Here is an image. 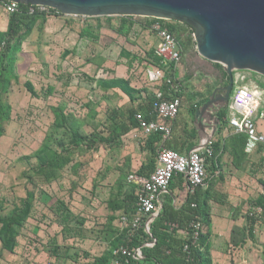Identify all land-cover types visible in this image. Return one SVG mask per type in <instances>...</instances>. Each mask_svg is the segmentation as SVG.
Wrapping results in <instances>:
<instances>
[{
    "label": "crops",
    "instance_id": "crops-1",
    "mask_svg": "<svg viewBox=\"0 0 264 264\" xmlns=\"http://www.w3.org/2000/svg\"><path fill=\"white\" fill-rule=\"evenodd\" d=\"M11 16L0 3V34L7 32ZM137 17L64 14H40L37 17L12 66L17 79L12 80L7 95L11 118L5 123L4 134L0 138L2 144L8 140L10 130L16 128L15 112L29 108L31 104L36 106L33 110L38 131H45V135L33 153L20 157L21 161L29 165V170L40 164L36 153L46 145L62 150L59 142L67 134L58 116L61 109L65 114L84 120L83 128L91 134L104 129L106 124L105 121L100 122L95 129L89 123L91 107L98 116L99 110L106 104L111 105L113 113L109 127L127 129L121 135L125 143L122 144L120 138L116 140L114 147L117 148L113 150V156L109 157L117 158L120 163L122 151L125 153L129 149L135 164L141 165L149 159L146 157L150 153L147 148L148 137L138 129L135 114L139 110L148 112L156 91L162 90L166 96L172 93L167 86H149L145 81L144 72L150 62L147 53L155 50L158 39L152 29L153 17ZM188 33L186 31L187 36L190 35ZM3 47L0 46V51ZM180 47L182 61L174 70L175 85L180 86L174 90L181 89L183 106L172 121V136L157 146L165 145L185 153L208 135L214 133L216 139L219 137V124L214 123L209 113L197 116V110L216 91H220L218 88H225L229 84V75L222 64L208 61L196 52L192 57L194 65L190 66V60L184 58L187 45L180 44ZM203 67L209 72H204ZM196 77L199 78L195 85L197 90L191 93L189 84ZM109 80L126 81L130 91L121 86H107L105 82ZM27 83H30L34 93L28 89ZM79 97L85 100L81 114L77 112L80 110L72 108V105L78 108ZM54 99L58 100L56 104L52 102ZM193 107H196L194 114L191 112ZM220 109L214 111L216 116ZM257 122L259 129L264 132V118L258 116ZM57 132L61 133L60 137L55 134ZM228 132L234 133L228 127L221 136H228ZM192 143L194 146L190 147ZM97 145L106 149L104 142H98ZM139 155L141 159L138 160L136 157ZM215 160L217 164L212 161L208 167L207 186L199 189L200 198L208 195V218L204 233L209 237L208 251L212 264H264V214L253 220L249 214L254 201L264 194V145H259L252 153L246 152L244 147L234 152L230 148L223 149L215 156ZM25 171L28 169L23 171L24 174ZM132 172L139 173L138 170ZM36 176L43 178L42 175ZM132 193L133 200H136L135 186ZM184 196L182 179L177 177L164 202L168 201L180 209ZM119 230L116 239L121 235L120 221Z\"/></svg>",
    "mask_w": 264,
    "mask_h": 264
},
{
    "label": "rangeland",
    "instance_id": "rangeland-1",
    "mask_svg": "<svg viewBox=\"0 0 264 264\" xmlns=\"http://www.w3.org/2000/svg\"><path fill=\"white\" fill-rule=\"evenodd\" d=\"M187 31L192 34L188 27ZM189 43L184 58L193 66L192 57L198 53L197 46L196 41ZM202 70L209 72L204 67ZM234 75L231 98L240 87L257 90L262 112L264 75L251 70H235ZM196 81L199 82L198 77L189 84L191 93L197 90ZM79 100L78 108L73 105L72 108L80 110L77 112L81 114L85 100L81 97ZM52 102L56 104L58 100ZM230 104L231 99L226 106L228 113ZM35 107L31 104L15 112L16 128L10 130L8 140L0 144V216L7 218L15 210L30 206L28 219L21 225H14L15 237L8 247L3 244L0 223V264H101L99 260L108 256L120 233V217L131 211L133 186L128 183V175L139 170L142 164L134 163L129 149L125 153L122 151L120 163L117 158H110L117 148L115 142H106L104 150L97 144L92 148L82 144L67 169L63 167V173L60 170L56 178L48 181L45 176L44 179L36 176L29 165L20 160L21 156L33 153L45 135V131H38ZM110 109L109 104L102 107L91 124L95 127L105 121V128L97 134L104 133L106 137L111 136L109 121L113 113ZM55 134L61 135L60 132ZM227 135L223 136L225 143L233 134L228 132ZM121 139L122 144L125 143ZM140 155L136 159H141ZM150 155L147 153L146 157Z\"/></svg>",
    "mask_w": 264,
    "mask_h": 264
},
{
    "label": "built area",
    "instance_id": "built-area-1",
    "mask_svg": "<svg viewBox=\"0 0 264 264\" xmlns=\"http://www.w3.org/2000/svg\"><path fill=\"white\" fill-rule=\"evenodd\" d=\"M0 3L9 13L19 11L20 3L11 0H0ZM30 14H59L56 9L46 5L29 4ZM153 20L152 29L155 31L158 43L156 54L161 58L160 64L149 62L144 75L149 86L169 84L171 93L179 86L168 72L178 68L182 61L180 38L169 27L167 19ZM194 37V31L191 34ZM195 39V37H194ZM183 98L171 94L168 98L162 90L155 92L148 112L137 111L135 119L137 127L146 137L159 134L163 140L173 134V124L180 114ZM259 96L247 87L238 88L232 95L229 114V127L234 133H243L247 136L245 150L252 153L264 145V132L259 129L257 117L264 118V111L259 113ZM214 133L208 135L196 147L188 152H181L164 145L159 147L156 168L149 174L131 172L128 182L136 188L135 211L130 215L120 217L121 232H126L123 241L113 250L110 264H163L156 259L149 258L145 249H153L157 244L152 226L160 216L164 205V197L171 192L172 183L177 177L182 179L185 196L180 209L193 199L198 190L207 186L209 179L208 167L215 159ZM192 208L198 203L189 202ZM251 217L264 214V208L254 205L249 212ZM171 231H177L186 239L183 253L187 260H192V247L199 244L201 234L205 230V223L199 214H194L187 226L182 227L178 221L167 222ZM137 241V243H136ZM170 253L171 250H166Z\"/></svg>",
    "mask_w": 264,
    "mask_h": 264
},
{
    "label": "trees",
    "instance_id": "trees-1",
    "mask_svg": "<svg viewBox=\"0 0 264 264\" xmlns=\"http://www.w3.org/2000/svg\"><path fill=\"white\" fill-rule=\"evenodd\" d=\"M28 4H21L19 11L12 13L11 21L7 32L0 34V46H4L3 50L0 51V138L4 134V125L11 118V106L8 103L7 95L12 86V80L17 79L14 72L13 63L16 60L18 51L21 48L23 40L30 34L33 24L37 17L40 14H30L28 12ZM62 14V13H59ZM157 20V18H152ZM164 21L163 19H161ZM171 30H173L176 35L180 38V43L190 46L191 41H194L192 35H186L187 27L194 31V29L189 26L187 23H181L178 21H167ZM149 61L154 64H160L161 58L156 54L155 50H151L147 53ZM175 71L171 69L168 72L169 76H172L175 80ZM107 86H121L125 90L130 91L126 81L124 80H109L105 82ZM28 89L34 93V90L30 83L26 84ZM162 86H167L168 89L171 87L169 84L164 83ZM181 90V89H180ZM178 90H172V94L182 96V92ZM166 96V95H165ZM166 97L170 98L171 95ZM155 98L153 95L151 102ZM196 107H193L191 112L194 114ZM228 108L220 109L217 112V117L219 119L218 133L219 137L214 142L215 156L221 151L226 149H231L232 151H238L240 148H245L247 136L243 133H233L232 137H228L225 142L222 133L225 128L229 127V113ZM60 123L63 124V127L66 129L67 137L62 139L59 142V145L62 146V150L53 149L50 145H46L40 151L36 153V156L39 158L40 164L32 169L35 175H42L47 178L48 181L57 177L60 170L68 165L73 159L74 153L80 149L82 144H87V147L92 148L94 144L98 142H115L118 140L121 135L126 132L127 129L116 130L113 127L110 129V137H106L104 134H97L98 132H93L88 134L84 130L85 121L75 117L72 114H65L61 109L58 113ZM96 112L91 107L89 115V123L92 124ZM113 118V116H112ZM111 118V119H112ZM87 121V122H88ZM137 123V122H136ZM97 126H95V129ZM196 133L195 130L193 132ZM163 140L162 136L159 134H153L148 137L147 148L150 151L149 159L144 162L140 169L139 173L149 174L154 171L157 163V156L159 147L158 143H161ZM239 145V147H237ZM165 146V145H164ZM191 146H194L193 143ZM167 147V146H166ZM171 148V147H169ZM174 149V148H173ZM177 150V149H175ZM180 151V150H178ZM213 164H217V161L214 159ZM173 185V183H172ZM198 190L197 194L193 199L198 203L196 208H192L189 202L184 205L181 209H176L170 202H164L163 209L160 213V216L157 218L155 223L152 226V231L157 239V244L153 249H145V252L149 258L156 259L157 261L162 262L163 264H212V259L209 255V237L204 232L201 234L199 244L192 247V260H187L183 253V245L186 242V239L182 237L177 231H171L167 222L169 221H178L182 227L187 226L188 221L193 217L194 214H199L202 216L204 223L208 218L207 211V201L208 195L206 194L204 198H200ZM208 192V191H207ZM134 199L131 203V211L128 215L134 213L135 211V202ZM254 205H259L264 208V194L260 195L255 201ZM2 203H0V208ZM30 213V206L27 205L25 208H19L15 210L9 217L3 218L0 216L1 227V237L3 239L4 246H9L12 244L15 237V227L14 225H21L28 218ZM254 217L250 216V219L253 220ZM126 232H121V235L114 242L110 253L104 259L99 260L101 264H110V261L113 257V250L116 248L124 239ZM137 243V241H136ZM170 249L171 252L167 253L166 250ZM99 264V263H97Z\"/></svg>",
    "mask_w": 264,
    "mask_h": 264
},
{
    "label": "water",
    "instance_id": "water-1",
    "mask_svg": "<svg viewBox=\"0 0 264 264\" xmlns=\"http://www.w3.org/2000/svg\"><path fill=\"white\" fill-rule=\"evenodd\" d=\"M46 5L71 16H143L187 23L194 29L197 51L223 65L229 84L218 88L197 116L225 108L235 86V70L264 75V0H11Z\"/></svg>",
    "mask_w": 264,
    "mask_h": 264
},
{
    "label": "bare ground",
    "instance_id": "bare-ground-1",
    "mask_svg": "<svg viewBox=\"0 0 264 264\" xmlns=\"http://www.w3.org/2000/svg\"><path fill=\"white\" fill-rule=\"evenodd\" d=\"M256 95L260 96V92L259 91H254Z\"/></svg>",
    "mask_w": 264,
    "mask_h": 264
}]
</instances>
